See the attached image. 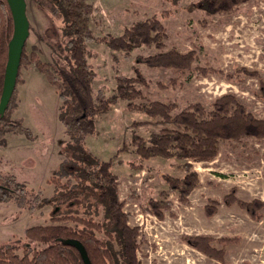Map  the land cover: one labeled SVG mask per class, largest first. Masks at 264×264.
Here are the masks:
<instances>
[{
    "label": "rangeland",
    "instance_id": "374dc122",
    "mask_svg": "<svg viewBox=\"0 0 264 264\" xmlns=\"http://www.w3.org/2000/svg\"><path fill=\"white\" fill-rule=\"evenodd\" d=\"M87 1L95 9L89 23L94 36H119L132 23L157 16L166 33L163 50L192 51L195 56L189 71L148 68L135 58L156 53L153 45L136 48L126 57L121 51L112 52L91 42L88 62L96 73L94 96L98 92L104 97L115 94L114 77H132L134 66L149 81L147 87H140L143 100L136 103H175L178 108L199 103L209 108L216 98L232 94L255 117L264 119L260 89V83L264 84V0H248L228 13L212 15H205L197 7L198 0ZM190 5L194 6L192 10ZM26 15V59L19 69L21 82L15 86L9 120L20 121L32 138L12 131L2 135L5 139L11 133L7 145H0V195L4 189L7 191L6 199L0 201L1 245L7 241L4 244L21 246L26 242L24 229L48 223L53 208L44 205L43 200L53 194L49 179L63 158L61 143L67 139L58 119L60 100L56 89L29 58L35 54L41 61L52 63L51 50L41 39L50 22L31 0H26ZM53 23L61 26L54 18ZM172 80L175 85L165 89L156 85H168ZM125 104L118 100L107 113L98 114L96 134L86 136L84 142L100 160L115 156L112 171L119 199L128 224L140 231L136 252L140 264H264V207L260 217L252 219L235 203H222L231 190L239 200L264 203V140L224 141L213 160L189 162L190 170L198 175V184L182 203L168 190L162 176L182 177L185 160L140 161L131 144L132 134L147 138L160 126L144 123L149 119L127 110ZM133 122L142 123L132 126ZM130 162L141 168L132 169ZM150 198L170 202L162 219L146 210ZM213 201L217 202L215 212L208 217L204 208ZM186 236L210 237L211 245L223 251V261L208 258L186 244ZM223 238L234 241L223 244L219 242Z\"/></svg>",
    "mask_w": 264,
    "mask_h": 264
},
{
    "label": "trees",
    "instance_id": "16d2710c",
    "mask_svg": "<svg viewBox=\"0 0 264 264\" xmlns=\"http://www.w3.org/2000/svg\"><path fill=\"white\" fill-rule=\"evenodd\" d=\"M248 0H198L197 7L205 15L228 13ZM45 14L49 25L42 34V41L51 50L52 63L41 61L35 54L30 62L35 69L56 89L60 100L58 119L65 128L67 139L61 143L62 160L49 182L53 194L43 200L53 211L48 223L28 227L23 231L26 241L21 246L0 245V264H83L78 251L63 240L79 241L91 264H140L137 258L140 231L128 224V215L123 210L117 189V179L112 171L113 156L107 161L95 157L85 146V138L95 135V118L107 113L118 100L124 101L127 110L144 114L160 130L147 138L131 136L134 153L140 161L151 159L185 160L184 175H163L168 190L177 199L187 202V196L198 184V175L190 170V163L207 162L218 154L219 144L224 141L243 139L264 140V119L255 117L232 94L216 98L209 108L199 103H190L178 108L175 103L143 100L140 87H147L146 80L137 67L132 66V77L116 75L115 94L104 97L101 92L93 95L92 82L96 73L89 64L92 55L88 44L95 42L112 52L121 51L126 57L141 46H150L156 53L135 59L148 68H172L179 72L189 71L195 59L194 53H179L175 49L163 50L166 33L157 16L132 23L119 36L104 34L94 36L89 28L90 18L95 11L87 0H31ZM193 5L189 9H193ZM53 18L61 26L53 23ZM11 13L5 0H0V95L7 61V45L12 36ZM26 57L24 47L20 65ZM19 69L16 84L20 83ZM206 73L205 69H197ZM244 69H242L243 71ZM245 71V70H244ZM247 72V71H245ZM251 72V75H254ZM165 89L175 85L157 83ZM264 100V84L260 83ZM15 92V89H14ZM14 92L7 109L0 116V145L6 142L3 133H31L20 121H10L9 112ZM14 108V107H13ZM142 122H133L132 126ZM132 169L140 164L129 163ZM23 188V187H21ZM3 189V188H2ZM5 192L6 189H4ZM5 192L0 201L6 199ZM164 195V193H162ZM38 197L36 196L35 200ZM206 206V216H212L217 202ZM225 206L236 204L252 219L260 217L264 203L254 199L239 200L231 190L222 199ZM170 202L150 198L146 210L163 218ZM184 242L208 258L223 261V251L211 245L207 236H186ZM234 239L223 238L219 242L229 244ZM20 251V254H19Z\"/></svg>",
    "mask_w": 264,
    "mask_h": 264
},
{
    "label": "water",
    "instance_id": "95a60500",
    "mask_svg": "<svg viewBox=\"0 0 264 264\" xmlns=\"http://www.w3.org/2000/svg\"><path fill=\"white\" fill-rule=\"evenodd\" d=\"M11 13L13 30L7 45V61L4 70L3 86L0 95V116L7 109L16 86L23 47L29 35V22L26 15V0H5ZM79 253L83 264H91L83 245L75 239L63 240Z\"/></svg>",
    "mask_w": 264,
    "mask_h": 264
},
{
    "label": "crops",
    "instance_id": "0c3cea01",
    "mask_svg": "<svg viewBox=\"0 0 264 264\" xmlns=\"http://www.w3.org/2000/svg\"><path fill=\"white\" fill-rule=\"evenodd\" d=\"M11 133H8L7 135H6V137H5V142H6V145H7V140H8V138H9V135H10ZM1 147V146H0ZM1 165V164H0ZM1 170V169H0ZM22 237V236H21ZM5 242H7V241H4V243ZM4 243H2V245L4 244ZM1 245V244H0Z\"/></svg>",
    "mask_w": 264,
    "mask_h": 264
}]
</instances>
